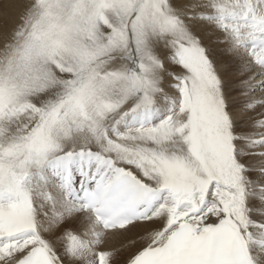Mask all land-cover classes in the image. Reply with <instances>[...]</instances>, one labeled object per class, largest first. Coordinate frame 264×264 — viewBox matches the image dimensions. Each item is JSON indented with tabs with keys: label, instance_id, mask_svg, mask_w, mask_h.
<instances>
[{
	"label": "snow or ice",
	"instance_id": "snow-or-ice-1",
	"mask_svg": "<svg viewBox=\"0 0 264 264\" xmlns=\"http://www.w3.org/2000/svg\"><path fill=\"white\" fill-rule=\"evenodd\" d=\"M0 264H264V0H0Z\"/></svg>",
	"mask_w": 264,
	"mask_h": 264
}]
</instances>
